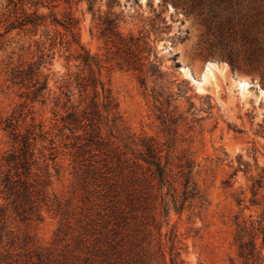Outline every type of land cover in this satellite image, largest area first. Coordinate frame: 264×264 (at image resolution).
Here are the masks:
<instances>
[{"label":"rangeland","instance_id":"obj_1","mask_svg":"<svg viewBox=\"0 0 264 264\" xmlns=\"http://www.w3.org/2000/svg\"><path fill=\"white\" fill-rule=\"evenodd\" d=\"M2 2L0 19L8 13ZM232 2L227 9H195L193 0H98L91 11L87 0L56 1L58 18H78L82 43L102 59L101 77L119 102V136L127 144L122 158L129 159L133 173L127 168L121 173L88 172L91 166L74 161L70 132L58 128L60 107H55L54 97L64 101L62 92L69 90V105H77L85 96L75 83L63 86L71 73L84 71L79 61L68 58L75 46L66 50L51 45V36L67 31L48 22L35 35L19 30L5 35L0 120L18 113L25 100L5 81L8 62L42 60L51 95L45 102H28L32 112L24 113L21 127L43 123L46 133L37 136L32 171L50 175L52 185L40 219L22 221L9 209L0 220V264H127V255L140 258L137 264H170L171 234L185 264H253L239 256L236 231L238 222L245 220L250 231L253 220L264 219V207L250 201L253 179L264 168V50L255 41H264V22L246 15L245 2ZM26 8L31 12L36 6L27 3ZM39 10L49 16L53 8ZM116 14L125 35H144L148 43L150 50L141 52L142 71L121 68L115 58L107 60L99 20ZM229 55L236 58L234 67ZM156 56L162 76L149 75V58ZM141 77H146L145 84ZM149 138L163 149V162L167 154L170 188H159L148 165L136 158ZM11 148L12 138L0 123V156ZM98 158L102 155L91 160ZM185 158L194 161L193 178L202 197L189 198L178 211L172 194H182L178 166ZM2 195L0 204L5 202ZM238 199L244 200L239 204ZM111 207L124 209L119 231L112 230ZM113 242L126 252L113 254ZM257 244L262 257L257 264H264L261 237Z\"/></svg>","mask_w":264,"mask_h":264},{"label":"trees","instance_id":"obj_2","mask_svg":"<svg viewBox=\"0 0 264 264\" xmlns=\"http://www.w3.org/2000/svg\"><path fill=\"white\" fill-rule=\"evenodd\" d=\"M57 0H3L4 6L8 13H3V19H0V48L6 41L5 35L14 30L32 32L37 34V30L41 26H47L50 22L55 26H62L67 32L57 35L52 39V47L57 43L66 50L75 46V50L68 54L79 61V65H83L84 71L71 73L69 79L66 80L63 86L69 87L75 83L85 93L82 102L77 105L70 104V94L68 91H63L66 100H62V96L54 97V105L59 108L58 113L59 130H68L73 139L69 142L70 146L75 149L74 161L80 165L87 164L91 166L88 172L96 173L102 169L104 173L117 171L123 172L127 168L133 173L132 164L129 159H123L122 154L126 155L124 150L127 144L123 143L119 136L121 126V114L119 110V102L114 95L112 88L106 84L101 77L102 59L98 55L91 52L82 43L80 37V20L72 14H68L65 20H60L54 11L58 5ZM88 9L93 11L98 0H87ZM248 8V17L253 20L264 22V0H241ZM193 8L208 5L210 8L227 9L233 7L232 0H193ZM36 6L31 12L26 8V4ZM53 8L51 15L52 20H47L49 17L46 13L39 10V7ZM101 11V8L98 9ZM119 14L114 17H102L100 22L101 35L105 38V43L108 45L107 60L115 58L116 65L121 68L134 69L142 71L145 65V60L142 51L148 49V43L144 39V35H135L129 33L125 35L119 29ZM59 38V40H57ZM257 48L264 50V41L256 39ZM110 55H113L112 57ZM42 57V56H41ZM148 58V57H147ZM157 56L151 60L149 58V75L162 76L163 72L159 66ZM232 67L235 66L236 58L232 55L228 56ZM42 60L22 61L17 64L8 62L5 70V81L9 86L15 87L18 90L19 96L25 100L20 103L21 109L18 113L15 111L10 115L0 120L2 128L9 132L12 138V148L5 151L0 156V185L2 198L5 201L0 204V220H3L8 215V210L15 214L22 221L40 219L41 211L44 204L47 202V187L52 185L49 178L50 175L34 174L32 171L35 162V146L37 136H43L46 131L43 130V123L31 122L26 127H21L25 122L26 115L31 113L32 106L28 102H45L51 95L49 87V75L44 73ZM88 70V73L86 72ZM141 82L145 84L146 77H141ZM172 94L169 95V97ZM83 103V104H82ZM26 109V111H25ZM63 110L64 112H60ZM162 117V116H159ZM166 123V120H162ZM65 134V133H62ZM50 140H53L50 138ZM141 150L136 153V158L142 160L149 167L150 174L153 180L157 181L158 187L172 185L170 181V170L168 168V160L162 159V148L155 142L153 138L143 140ZM97 155H102L93 161L91 158ZM92 162V164H91ZM137 164V163H136ZM179 178L182 184V194L176 196L172 194V202L174 207L181 211L184 208L185 202L189 198L202 197L201 191L193 178L194 161L190 158H185L179 164ZM108 176V175H107ZM134 176V175H133ZM110 178V177H107ZM228 182V180H225ZM264 168L263 175L253 179L251 191L252 205H262L264 207ZM244 199H238L241 204ZM167 204V203H166ZM114 214L113 231H119L118 226L124 221V209L122 207H111ZM167 212V211H166ZM169 212V211H168ZM252 229L245 224V220L237 223L236 241L238 243L239 256L244 260L252 261L257 264L261 259V250L258 247L257 240L262 238L264 244V219L252 222ZM161 229V226H160ZM1 237V235H0ZM28 239V240H27ZM25 239L27 244H30L31 235ZM171 244L169 246L170 264H185V261L180 258L179 252L175 250L174 234L169 236ZM162 247V244H161ZM31 248L28 247V249ZM119 244L113 242L111 249L113 254L121 256L124 250L119 249ZM31 252V251H28ZM106 252V250H105ZM40 257V255L37 253ZM109 256V255H108ZM162 258L166 261V250L162 249ZM110 256L109 258H111ZM122 259V258H121ZM140 258L131 256L124 259L127 264H137ZM151 260V258H149ZM111 264H114L112 262ZM151 264V262H149Z\"/></svg>","mask_w":264,"mask_h":264},{"label":"bare ground","instance_id":"obj_3","mask_svg":"<svg viewBox=\"0 0 264 264\" xmlns=\"http://www.w3.org/2000/svg\"><path fill=\"white\" fill-rule=\"evenodd\" d=\"M207 70L209 71V72H212V70H211V68L210 67H208L207 68ZM194 81H196V82H198V83H200L201 81H198V80H196V79H194Z\"/></svg>","mask_w":264,"mask_h":264},{"label":"water","instance_id":"obj_4","mask_svg":"<svg viewBox=\"0 0 264 264\" xmlns=\"http://www.w3.org/2000/svg\"><path fill=\"white\" fill-rule=\"evenodd\" d=\"M206 66L204 67V70H205Z\"/></svg>","mask_w":264,"mask_h":264}]
</instances>
